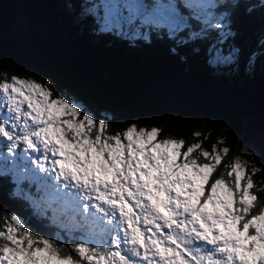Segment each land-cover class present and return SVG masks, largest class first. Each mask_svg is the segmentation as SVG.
Returning <instances> with one entry per match:
<instances>
[{"label":"snow or ice","instance_id":"snow-or-ice-1","mask_svg":"<svg viewBox=\"0 0 264 264\" xmlns=\"http://www.w3.org/2000/svg\"><path fill=\"white\" fill-rule=\"evenodd\" d=\"M239 3L231 0L230 6ZM185 6L203 10L216 4L188 0ZM106 7V23L113 26L133 23V9L140 11L131 4ZM121 7L129 9L127 17ZM227 15L205 12L203 23L219 29ZM261 49L249 56V67L264 55V41ZM209 53L210 63L240 58L236 47L223 55L213 46ZM108 127L106 119L97 120L63 95L54 97L33 79L0 78V149H8L0 157L6 162L17 156L20 145L36 153L30 160L36 169L29 171L50 173L40 179L55 199L45 206L44 197L19 184L11 196L27 201L38 218L66 214L81 232L71 245L74 256L64 251L61 237L39 233L15 212L0 214V264H264V202L257 194L264 192V181L253 179L259 169L249 172L235 156L210 182L231 151L218 147L223 140L209 151L203 141L186 146L183 139L158 140L162 130L156 127L132 124L116 134H108ZM7 171L0 164V174Z\"/></svg>","mask_w":264,"mask_h":264},{"label":"trees","instance_id":"trees-1","mask_svg":"<svg viewBox=\"0 0 264 264\" xmlns=\"http://www.w3.org/2000/svg\"><path fill=\"white\" fill-rule=\"evenodd\" d=\"M220 1L215 3V16L228 15L219 29H206L202 10L186 7L188 0H177L179 28L138 25L135 39L128 40L97 27L101 19L95 20L86 9L89 0H0V78L33 79L51 88L54 97H71L97 120L106 119L108 134L123 133L132 124L156 127L162 130L158 140L183 139L186 146L203 141L209 151L223 140L218 147L231 151L210 182L239 156L249 172L259 169L253 176L259 185L264 181V147L252 153L244 146L255 126H264V55L248 65L249 56L262 50L264 0H240L236 9L231 0H223V8ZM213 46L223 55L239 48L238 62L210 63ZM40 178L20 184L34 197H44L45 203L49 199ZM13 189L11 177L0 174V214L17 213L39 233L61 237L64 251L72 252L71 245L78 242L74 237L81 235L79 226L66 214L49 212L38 218L27 201L11 196ZM257 194L264 202V192Z\"/></svg>","mask_w":264,"mask_h":264},{"label":"rangeland","instance_id":"rangeland-1","mask_svg":"<svg viewBox=\"0 0 264 264\" xmlns=\"http://www.w3.org/2000/svg\"><path fill=\"white\" fill-rule=\"evenodd\" d=\"M87 1V0H86ZM90 2L87 3L86 9L89 10L91 13L95 14V20L97 17H99L101 20V23L99 26H97L99 29H112L116 33L120 34L121 37L126 38L128 40L135 39L134 37L138 34V25L141 27H145L149 24H155L163 26L167 31L175 30V23L177 20L180 21V26L182 25V20L180 17V13L178 12L175 1L177 0H89ZM217 0H202L204 3H216ZM220 1L219 5L222 4V8L226 6L225 3ZM125 5V4H131L135 6H139V13L137 14L135 12V9H133L134 13V19L133 24H129L126 21L122 22L119 26H113L111 23H106L105 20V13L107 11V5ZM182 6V5H181ZM220 7V8H221ZM99 8V10L97 9ZM97 11H101L100 14H98ZM120 12L123 13L124 17H127L129 14V9L121 7L119 9ZM203 13L205 12H211L214 16L217 14L214 8H207L202 10ZM219 16H215L216 18H219ZM179 26V27H180ZM227 55V54H224ZM220 62H223L222 60ZM8 77L6 75H2V78ZM10 78V77H8ZM66 98H69L70 100H73L71 97L66 96ZM74 101V100H73ZM256 128L253 130V133L248 137L247 141L245 142L244 148L247 151H250L252 153L260 152L261 149L264 147V126L261 124H257L255 126ZM3 153L7 154L8 149L2 148L0 149ZM16 152L18 153L17 156L13 157L9 155V158L5 162L2 157H0V164H3L7 168V174L11 177L14 183V189L17 187V184L21 188H23L25 191L27 190V186H22L20 183L23 180L28 181L29 183L34 182L36 177L42 176L45 177L49 175L50 173H44L39 172L36 170L34 173L29 171V169H36V165L30 163V160L35 159L36 153H30L24 150V146L20 145ZM179 162V161H178ZM205 160L199 162L204 163ZM54 175V174H52ZM53 183H55L53 181ZM40 185H43L42 189L45 191L47 197L49 200H54V195H49L50 192L53 190L48 189L45 190L43 181L40 180ZM39 186V184H38ZM61 192H63V189H60ZM34 195V194H32ZM47 200L44 203L46 206ZM81 203H84V201H81ZM40 210H43L41 208Z\"/></svg>","mask_w":264,"mask_h":264}]
</instances>
